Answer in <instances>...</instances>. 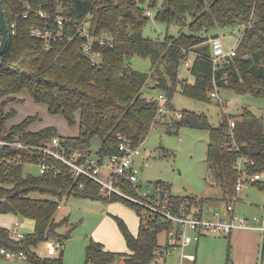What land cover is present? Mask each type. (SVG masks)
Segmentation results:
<instances>
[{
    "label": "trees",
    "instance_id": "16d2710c",
    "mask_svg": "<svg viewBox=\"0 0 264 264\" xmlns=\"http://www.w3.org/2000/svg\"><path fill=\"white\" fill-rule=\"evenodd\" d=\"M9 26V43L0 56V137L18 139L31 144H44L52 136L59 135L68 146L92 151L94 138L100 140L96 154L108 156L118 152L120 136H127L133 144H139L155 124L165 122L168 115L159 113L160 102L147 101L142 96L158 89L166 95L168 107L175 110L172 98L178 90L185 95L211 101L210 91L216 83L219 87L238 94H250L264 99V0H1ZM62 8L70 21L66 35L72 26L90 22L92 29L108 30L113 36V46L101 47L103 59L94 65L83 53V38L54 40L47 48L44 41L34 37L33 24L45 20L35 15L25 18L27 9ZM156 8L155 19L174 23L181 28L177 34H167L154 39L144 35L143 29L151 16L149 9ZM16 21L15 32L11 22ZM242 27L243 33L237 54L229 62L218 66L212 58L209 30L215 27ZM218 36L214 34L213 37ZM212 37V38H213ZM1 41V31H0ZM240 48V50H239ZM193 81L181 76V68L189 59ZM149 58L150 70L142 71L131 64L133 56ZM152 80V81H151ZM33 98L45 103L54 114L63 115L70 123L79 116L80 132L76 136L61 135L54 126L38 131L28 128L32 118L4 130L6 114L2 105L9 102L23 89ZM159 92V93H160ZM183 117L174 122L208 128L210 141L207 160L214 171L216 183L221 186V199L230 201L236 193L239 172L235 169L237 156L250 155L256 163L251 172H261L263 179L255 185L264 188V114L258 115L246 107L239 115L221 114L219 125H212L207 115L193 110L182 112ZM237 116L233 139L230 135L229 117ZM167 123V122H166ZM44 152L6 146L0 148V213L13 212L32 217L35 230L27 235L13 237L10 229L0 225V248L23 251L27 258L42 264H63L64 244L68 235L57 227L68 219H55L60 201L69 195L103 199L104 202L121 200L133 206L140 218L139 230L134 234L127 222L117 216L118 224L126 238L127 252L112 251L92 240L86 249V264H111L124 254L125 264L156 263V248L166 241L173 226L163 214L147 205L119 194L100 193V184L88 177H77L72 167L49 157L50 168L45 173L30 171L27 164L36 163ZM126 191L144 199L141 184H127ZM160 197L170 193V186L158 181ZM169 199L187 212L204 211L210 197L176 196ZM52 195L54 198L48 197ZM153 196V197H152ZM154 198V195H151ZM151 201V199H147ZM161 233L164 237L161 238ZM57 239L61 253L56 257L41 258L35 247L41 240ZM230 250V247H229Z\"/></svg>",
    "mask_w": 264,
    "mask_h": 264
},
{
    "label": "rangeland",
    "instance_id": "374dc122",
    "mask_svg": "<svg viewBox=\"0 0 264 264\" xmlns=\"http://www.w3.org/2000/svg\"><path fill=\"white\" fill-rule=\"evenodd\" d=\"M149 10L152 14L143 29L145 36L160 39L168 33L177 34L181 30H187L177 24L155 19L156 8L153 7ZM243 28L236 26L215 27L208 33L211 38L217 34L224 45L231 48L240 42ZM194 56L195 53L190 52L191 62ZM131 64L136 69L149 71L151 62L149 58L135 55L131 59ZM181 76L193 81V76L185 63L181 68ZM152 91L156 95L160 92L158 89ZM220 94L225 100L234 102L232 107L228 106L226 109L229 115H239L246 107L251 108L258 115L262 114L264 99L261 97L238 94L223 88L220 89ZM172 103L175 110L171 109L164 119L165 122L155 124L144 140L139 143L141 156L138 159L144 162L138 173V180L142 186L141 191L153 194L157 190L158 181H164L170 186V193L176 196L210 197L212 199H209L204 205L205 210L211 213L218 209L227 213L225 211L227 201L221 199L223 190L216 183L214 171L207 160L210 130L185 123L178 127L174 122L177 119V112L193 110L207 115L209 122L217 126L221 122V114L225 113L222 104L215 98L211 101H204L187 96L180 90L175 92ZM2 110L7 115L4 120L5 131L14 125L25 122L31 116L32 120L27 125L33 131L54 126L61 135L76 136L80 132L78 115L76 121L70 123L63 115L52 113L45 103L36 101L26 88L16 94L12 100L4 103ZM99 145L100 140L94 138L92 141L93 153L96 154ZM27 169L36 171L38 168L34 164H27ZM47 196L54 198L52 195ZM228 197L238 213L249 215L264 213V188L259 185L248 184L236 194L235 192L231 196L229 194ZM59 201L60 206L55 213V219L62 220L68 216V219L57 227L59 232L68 235L64 241L63 264H86V249L92 240L101 242L105 248L112 251L127 252L129 250L117 216L122 217L131 231L137 234L140 218L133 206L121 200L104 202L103 199L77 195H69ZM23 217L21 219V215L13 212L0 213V224L3 223L9 227L13 237L20 238L14 233L15 226L25 235L33 232L36 227V222L32 217ZM163 235L161 233V238L164 237ZM53 240L57 241V239ZM49 241L41 240L33 247V251L43 259L53 258L61 253V249L52 248L48 244ZM185 251L196 252L194 263L190 258H184L182 249L178 248L174 249L165 261L159 260L154 264H230L227 260L228 239L226 235L210 233L203 236L198 245L196 243L188 244ZM0 264L42 263L26 257H18V255L6 257L0 252ZM111 264H125L124 254L117 256Z\"/></svg>",
    "mask_w": 264,
    "mask_h": 264
},
{
    "label": "built area",
    "instance_id": "2783aa9c",
    "mask_svg": "<svg viewBox=\"0 0 264 264\" xmlns=\"http://www.w3.org/2000/svg\"><path fill=\"white\" fill-rule=\"evenodd\" d=\"M148 14L152 12L149 10ZM35 15L38 18L45 20L44 24H33L30 32L39 40L44 41L45 46L48 48L55 40L65 38V36L71 40L76 35H80L83 38L82 50L83 53L92 61L94 65H100L103 59V53L101 47L111 45L115 43L114 36L106 29L96 31L92 29L90 22L78 25L75 23L72 26V32L66 35L65 26L70 21L68 15L63 13L62 8L55 10H47L42 7L37 9H27L24 11L23 16L29 18ZM13 32L17 22L14 20L11 22ZM9 29V26H8ZM212 45V58L214 64L217 66L222 62H229L237 54L238 45L227 48L219 36H215L210 39ZM239 44V43H238ZM191 59L185 61L186 65H189ZM219 85L215 81L213 89L210 91V96L216 101L220 102L225 113L226 109L233 106V101L225 100L220 94ZM142 98H146L147 101H152L155 98L159 99V113L161 115H168L171 110L168 107V100L163 92L158 95L144 94ZM264 114V108L262 110ZM177 119L183 117L182 112H177ZM231 130L230 135L234 139V127L237 123L236 117H229ZM121 142L119 143L118 152L108 156H101L95 153H87L75 148H72L62 141L59 135L52 136L44 144H31L18 139H8L0 137V148L6 146H16L21 148H29L32 150H40L44 152L45 156L40 158L34 164L37 166V171L45 173L50 168L49 157L55 158L59 161L69 164L75 176L88 177L100 184V193L104 195L119 194L123 197L147 205L148 207L157 210L163 214L168 220L173 222V226L169 229L166 237V241L163 245L156 248V261L166 260L167 256L173 252L174 249L181 248L183 257L187 256L194 258L193 252H186L185 248L188 244L193 243L201 238V236L208 233L215 234H230L235 229H254L261 232L264 238V215L263 214H241L236 211L235 205L231 201H227L225 211L216 209L211 213L204 209L200 212H187L186 206L182 204L177 208L173 202L169 199L171 194L165 192L164 198L160 196V188L153 194L141 191V195L147 199L137 197L126 191L127 184H139L138 173L140 166L144 163L138 159L141 156V148L139 144H133L127 136H120ZM256 163L250 155L241 153L237 156L235 162V169L240 173L236 182V193L248 184H255L257 181L263 179L261 172H251L250 165ZM235 193V194H236ZM154 195V198L151 197ZM143 199V200H142ZM14 233L18 237L25 236L24 233L18 231V227L15 226ZM52 248H61V242L50 240L48 243ZM0 251L9 257L20 255L26 257L23 251L16 252L12 249L1 247ZM261 264H264V254L261 260Z\"/></svg>",
    "mask_w": 264,
    "mask_h": 264
},
{
    "label": "crops",
    "instance_id": "0c3cea01",
    "mask_svg": "<svg viewBox=\"0 0 264 264\" xmlns=\"http://www.w3.org/2000/svg\"><path fill=\"white\" fill-rule=\"evenodd\" d=\"M0 63H1V59H0ZM187 67L189 70V65H187ZM164 119L165 118H162L163 121ZM258 214L264 215V213H258ZM23 218L24 217L21 216V219ZM0 225H3V223H1ZM208 234H205V235H208ZM215 235H226L227 236V239H228V259L227 260L230 264H261V260L264 254V238L260 231L245 228V229H235L230 234H215ZM203 236H201V238ZM201 238L197 241H194L193 243H196V245H198ZM232 246H234L233 254H232L233 256L230 254L232 251ZM229 247H230V250H229ZM190 252H193L195 254V257L190 258V257L185 256L184 258H190L191 260H193L192 262L194 263V261L196 260V252L195 251H190ZM2 254L5 255L6 257H9L4 253ZM18 257H24V256L18 255Z\"/></svg>",
    "mask_w": 264,
    "mask_h": 264
},
{
    "label": "water",
    "instance_id": "95a60500",
    "mask_svg": "<svg viewBox=\"0 0 264 264\" xmlns=\"http://www.w3.org/2000/svg\"><path fill=\"white\" fill-rule=\"evenodd\" d=\"M0 31H1L0 56H2L8 47L9 29H8L7 19L5 16V10L2 6L1 0H0Z\"/></svg>",
    "mask_w": 264,
    "mask_h": 264
}]
</instances>
